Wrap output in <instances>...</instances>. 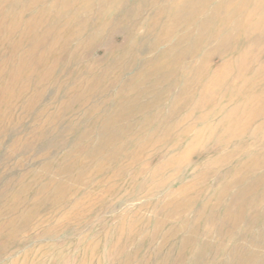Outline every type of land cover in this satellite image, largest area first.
<instances>
[{"label": "rangeland", "instance_id": "374dc122", "mask_svg": "<svg viewBox=\"0 0 264 264\" xmlns=\"http://www.w3.org/2000/svg\"><path fill=\"white\" fill-rule=\"evenodd\" d=\"M21 1L0 0V264H264V31H229L224 0ZM16 16L40 26L18 41Z\"/></svg>", "mask_w": 264, "mask_h": 264}, {"label": "bare ground", "instance_id": "6f19581e", "mask_svg": "<svg viewBox=\"0 0 264 264\" xmlns=\"http://www.w3.org/2000/svg\"><path fill=\"white\" fill-rule=\"evenodd\" d=\"M19 1V0H18ZM21 1V0H20ZM62 1V0H61ZM73 1V0H72ZM98 1V0H97ZM114 1V0H113ZM118 1V0H117ZM147 1V0H146ZM145 1V2H146ZM150 1V0H149ZM163 1V0H162ZM193 1V0H192ZM194 1H197V0H194ZM205 1V0H204ZM254 1L255 0H224V8H222V9H224V13H225V19H227L224 23H226V22H230L231 21V19L233 20V18H234V20H233V25H231L230 27H229V31H235V30H237V31H239V30H241L242 31V28H244V29H251V31H252V28H253V30L255 29V30H259V31H264V14H259L260 16H263L260 20H259V22L257 23V24H254V26H252V27H249L248 25H250V24H247V21L248 20H250L251 19V15H253L254 14V12L252 11V10H254V9H252V8H260L261 7V10H263V8L262 7H264V0H256V3L255 4H253L254 3ZM9 2V1H8ZM7 2V3H8ZM22 2V1H21ZM62 2H64V1H62ZM65 2H67V0L65 1ZM161 2V1H160ZM164 2V1H163ZM162 2V3H163ZM212 3H213V1H211ZM24 3V2H23ZM38 2H36V3H34L33 1L32 2H30V5L28 6L27 5V3L25 4V5H27L28 6V8H26V9H24L23 7L25 6H23L22 7V9H19V11H17V13L19 14V15H22L23 17L28 13V12H30V10L32 9V8H35L38 4H37ZM71 3V2H70ZM96 3V2H95ZM115 3V2H114ZM113 3V4H114ZM144 3V2H143ZM167 3V2H166ZM210 3V2H209ZM216 3V2H215ZM56 4V3H55ZM82 4V3H81ZM105 4H107V3H105ZM165 4V3H164ZM217 4V3H216ZM5 5V4H4ZM60 5V4H59ZM79 5V4H78ZM101 5V4H100ZM142 5V4H141ZM2 6V5H1ZM56 6V5H55ZM63 6H64V4H63ZM150 6H152V5H150ZM176 6V5H175ZM215 6V5H214ZM220 6V5H219ZM26 7V6H25ZM41 7V6H40ZM78 7V6H77ZM84 7V6H83ZM93 7V6H92ZM154 7V6H153ZM172 7V6H171ZM207 7V6H206ZM213 7V6H212ZM223 7V6H222ZM42 8V7H41ZM41 8H39V9H41ZM52 8V7H51ZM54 8V7H53ZM57 8V7H56ZM82 8V7H81ZM94 8V7H93ZM111 8V7H110ZM117 8V7H116ZM200 8V7H199ZM203 8V7H202ZM5 9V8H4ZM15 9V8H14ZM17 9V8H16ZM38 9V10H39ZM44 7H43V9H41V10H43L44 11ZM58 9V8H57ZM71 9V8H70ZM69 9V10H70ZM83 9V8H82ZM105 9V8H104ZM149 9V8H148ZM166 9V8H165ZM171 9V8H170ZM188 9V8H187ZM207 9V8H206ZM3 10V9H2ZM1 10V11H2ZM10 10V9H9ZM18 10V9H17ZM34 10V9H33ZM46 10H47V8H46ZM79 10H80V7H79ZM101 10H102V8H101ZM115 10V9H114ZM138 10V9H137ZM141 10H143V9H141ZM174 10V9H173ZM181 10V9H180ZM209 10H210V8H209ZM5 11V10H4ZM15 11V10H14ZM36 11V10H35ZM72 11H77L76 10V8L75 9H73ZM82 11V10H81ZM80 11V12H81ZM85 11V10H84ZM94 11V10H93ZM97 11V10H96ZM108 11V10H107ZM116 11V10H115ZM148 11V10H147ZM205 11V10H204ZM217 11H219V13H220V11L221 10H219V8H218V6L215 8V12H217ZM258 11V10H257ZM264 11V10H263ZM32 12H34V11H32ZM40 12V11H39ZM49 12H51V11H49ZM53 12H54V10H53ZM56 12V11H55ZM90 12H92V10L90 11ZM139 12V11H138ZM162 12V11H161ZM167 12H170V11H167ZM260 12V10L257 12V13H259ZM1 13V12H0ZM12 13V12H11ZM38 13V12H37ZM59 13V12H58ZM66 13V12H65ZM68 13V12H67ZM69 13H71V12H69ZM82 13V12H81ZM106 13V12H105ZM110 13V12H109ZM117 13V12H116ZM137 13V12H136ZM135 13V14H136ZM156 13H157V11H156ZM160 13V12H159ZM164 13V12H163ZM206 12H204L203 14H205ZM262 13H264V12H262ZM32 14V13H31ZM38 14H40V13H38ZM51 14V13H50ZM49 14V15H50ZM56 14V13H55ZM64 14V13H63ZM83 14V13H82ZM107 14V13H106ZM166 14H170V13H166ZM172 14V13H171ZM209 14H211V16L213 15L212 13H209ZM223 13H222V11H221V14H219V15H222ZM46 15H48V14H46ZM62 15V14H61ZM93 15V14H92ZM94 15H95V13H94ZM114 15V14H113ZM112 15V16H113ZM158 15V14H157ZM255 15H257V14H255ZM5 16H6V14H5ZM10 16V15H9ZM13 16H14V14H13ZM43 16H45L44 14H43ZM56 16V15H55ZM99 16V15H98ZM109 16V15H108ZM182 16V15H181ZM201 16H202V14H201ZM204 16V15H203ZM215 17H217V15H214ZM2 17V16H1ZM31 17V16H30ZM41 17H42V15H41ZM41 17H39V18H41ZM47 17V16H46ZM57 17V16H56ZM58 17H60L61 18V16H59L58 15ZM107 17V16H106ZM158 17V16H157ZM183 17V16H182ZM12 18V17H11ZM20 18V17H19ZM19 18H17V16L15 17V19L18 21H15V24H16V22H17V27H16V29H15V31L18 29V27L20 28L21 27V25H22V27H21V30L19 31L20 32V34H19V38H18V41H22L23 40V38H24V36H25V34H24V32L26 31V29L30 26V25H32L33 23H35V27L36 28H38L39 26H40V22L38 21V23H39V26H38V23L37 22H34V21H32V19H34V18H32V19H29L28 21H26L25 23H23L22 24V21H24V20H19ZM37 18H38V16H37ZM50 18V17H49ZM53 18V17H52ZM67 18V17H66ZM96 18V17H95ZM111 18H113V17H111ZM200 18V17H199ZM220 18V17H219ZM253 18V17H252ZM257 18V17H256ZM4 19V18H3ZM8 19V18H7ZM46 19V18H45ZM75 19V18H74ZM106 19V18H105ZM145 19V18H144ZM194 19V18H193ZM2 20V19H1ZM35 20V19H34ZM51 20V19H50ZM49 20V21H50ZM56 20V19H55ZM59 20H61V19H58V21ZM64 20V19H63ZM101 20V19H100ZM107 20V19H106ZM142 20H143V18H142ZM192 20V19H191ZM208 20H210V19H208ZM217 20V19H216ZM223 20V19H222ZM253 20V19H252ZM47 21V20H46ZM54 21V20H53ZM91 21V20H90ZM102 21V20H101ZM100 21V22H101ZM105 21V20H104ZM193 21V20H192ZM197 21V20H196ZM199 21V20H198ZM206 21V20H205ZM224 21V20H223ZM222 21V22H223ZM255 21H257V20H255ZM62 23L64 22V21H61ZM79 22V21H78ZM93 22V21H92ZM190 22V21H189ZM209 22V21H208ZM208 22H206V24L208 23ZM215 22V20H213V23ZM253 22V21H252ZM45 23H47V22H45ZM50 23V22H49ZM82 23H83V21H82ZM89 23V22H88ZM97 23V22H96ZM102 23V22H101ZM135 23V22H134ZM151 23V22H150ZM149 23V24H150ZM165 23V22H164ZM180 23V22H179ZM202 23V22H201ZM211 23V22H210ZM249 23V22H248ZM78 24V23H77ZM81 24V23H80ZM99 24V23H98ZM133 24V23H132ZM140 24V23H139ZM152 24V23H151ZM150 24V25H151ZM163 24V23H162ZM191 24V23H190ZM194 24H196V23H194ZM193 24V25H194ZM220 24V23H219ZM223 24V23H222ZM2 25V24H1ZM1 25H0V27H1ZM48 25V24H47ZM54 25V24H53ZM69 25V24H68ZM73 25V24H72ZM79 25V24H78ZM77 25V26H78ZM110 25V24H109ZM164 25V24H163ZM162 25V26H163ZM192 25V26H193ZM203 25V24H202ZM201 25V26H202ZM207 25H211V24H207ZM230 25V24H229ZM45 26V25H44ZM49 26V25H48ZM48 26H45V27H48ZM62 26H64V25H62ZM67 26V25H66ZM76 26V25H75ZM92 26V25H91ZM100 25H98V27H99ZM134 26V25H133ZM139 26V25H138ZM180 26V25H179ZM186 26H188V25H186ZM197 26H198V24H197ZM226 26V25H225ZM51 27V26H50ZM73 27V26H72ZM88 27V26H87ZM86 27V28H87ZM90 27V26H89ZM93 27V26H92ZM131 27H132V25H131ZM137 27V26H136ZM147 27H149V26H147ZM166 27V26H165ZM169 27V26H168ZM184 27V26H183ZM182 27V28H183ZM189 27V26H188ZM208 27V26H207ZM217 27H219V26H217ZM222 27V26H221ZM58 28V27H57ZM57 28L56 29H54V30H57ZM76 28V27H75ZM74 28V29H75ZM172 28V27H171ZM176 28V27H175ZM187 28V27H186ZM185 28V29H186ZM1 29H2V27L0 28V31H1ZM46 29V28H45ZM48 29V28H47ZM60 29V28H59ZM67 29V28H66ZM79 29V28H78ZM88 29V28H87ZM90 29V28H89ZM96 29V28H95ZM134 29V28H133ZM180 29H181V27H180ZM203 30H204V27L202 28ZM202 29H200V31H202ZM206 29V28H205ZM224 28H222V30H223ZM25 30V31H24ZM39 30V29H38ZM42 30H44V29H42ZM86 30V29H85ZM106 30V29H105ZM141 30V29H140ZM154 30H155V28H154ZM165 30V29H164ZM173 30V29H172ZM182 30V29H181ZM189 30V29H188ZM188 30H187V33H188ZM221 29H219V31H220ZM255 30H254V33L256 34V32H255ZM91 31V30H90ZM147 31V30H146ZM160 31H161V27H160ZM177 31H179V30H177ZM199 31V32H200ZM206 31V30H205ZM224 31V30H223ZM56 32V31H55ZM54 32V33H55ZM79 32V31H78ZM80 32H82L81 30H80ZM93 32V31H92ZM150 32V31H149ZM152 32V31H151ZM165 32V31H164ZM168 32V31H167ZM174 32V31H173ZM184 32V31H183ZM183 32H182V34H183ZM196 32H197V30H196ZM248 32H250V31H248ZM248 32H247V30H246V33L248 34ZM16 33V32H15ZM154 32H152L151 34H153ZM162 33V32H161ZM186 33V32H185ZM203 33H204V31H203ZM234 33H237V32H234ZM245 33V31L243 32V34ZM261 33V32H260ZM68 34V33H67ZM66 34V35H67ZM73 34V33H72ZM75 34V33H74ZM84 34H85V32H84ZM83 34V35H84ZM91 34V33H90ZM150 34V35H151ZM190 34V33H189ZM227 34H228V32H227ZM264 34V33H263ZM62 35V34H61ZM88 36H89V34H87ZM94 35H96V34H94ZM98 35H99V33H98ZM138 35V34H137ZM149 35V34H148ZM147 35V36H148ZM149 35V36H150ZM161 35V34H160ZM172 35V34H171ZM191 35H192V33H191ZM200 35V34H199ZM213 35V34H212ZM225 35V34H224ZM237 35V34H236ZM236 35H234V36H236ZM240 35H241V33H240ZM240 35H239V37H240ZM53 36H54V34H53ZM75 36H76V34H75ZM82 36V35H81ZM165 36H166V34H165ZM170 36V35H169ZM190 36V35H189ZM196 36H198V35H196ZM244 36V35H243ZM245 36H246V34H245ZM18 37V36H17ZM35 37H38V36H35ZM35 37H34V39H35ZM59 37H61V36H59ZM69 37V36H68ZM73 37V36H72ZM83 37V36H82ZM91 38H92V34H91V36H90ZM144 37V36H143ZM167 37V36H166ZM191 37V36H190ZM202 37V36H201ZM224 37H226V35L224 36ZM30 38V37H29ZM54 38V37H53ZM62 38V37H61ZM63 38H65V36L63 37ZM85 38H86V36H85ZM180 38V37H179ZM194 38H196V37H194ZM197 38H199V37H197ZM230 38V37H229ZM228 38V39H229ZM243 38V37H242ZM26 39V38H25ZM33 39V38H32ZM31 39V40H32ZM40 39V38H39ZM52 39V38H51ZM56 39V38H55ZM93 39H95V38H93ZM100 39V38H99ZM136 39V38H135ZM146 39V38H145ZM150 39V38H149ZM157 39V38H156ZM181 39V38H180ZM222 39V38H221ZM228 39H226V40H228ZM231 39L232 38H230V41H231ZM29 40V39H28ZM61 40H63V39H61ZM82 40V39H81ZM132 40V39H131ZM130 40V41H131ZM184 40V39H183ZM187 40V39H186ZM189 40V39H188ZM200 40H201V38H200ZM235 40V39H234ZM246 39L244 38V41H245ZM30 41V40H29ZM72 41V40H71ZM78 41V40H77ZM185 41V40H184ZM183 41V42H184ZM194 41H196V40H194ZM233 41V40H232ZM243 41V43H245ZM248 41H249V39H248ZM42 42V41H41ZM74 42H76V41H74ZM79 42V41H78ZM88 41H86V43H87ZM132 42V41H131ZM131 42L129 43V45L131 44ZM156 42V41H155ZM155 42H154V44H155ZM160 42V41H159ZM181 42V41H180ZM187 42V41H186ZM189 42H190V40H189ZM199 42V41H198ZM198 42H194V43H197L198 44ZM207 42V41H206ZM32 43H33V41H32ZM51 43V42H50ZM57 43V42H56ZM68 43V42H67ZM73 43V42H72ZM77 43V42H76ZM76 43H74V44H76ZM89 43V42H88ZM157 43V42H156ZM179 43V42H178ZM217 43V42H216ZM232 43V42H231ZM247 43V42H246ZM29 44V43H28ZM37 44V43H36ZM43 44V43H42ZM59 44V43H58ZM70 44V43H69ZM81 44V43H80ZM191 44V43H190ZM227 44V43H226ZM230 44V43H229ZM234 44H235V42H234ZM31 45H33V44H31ZM49 45V44H48ZM131 45H133V44H131ZM178 45V44H177ZM224 45H225V43H224ZM232 45H233V43H232ZM245 45V44H244ZM30 46V45H29ZM60 46V45H59ZM65 46V45H64ZM77 46V45H76ZM82 46V45H81ZM85 46V45H84ZM134 46V45H133ZM191 46V45H190ZM220 46H221V44H220ZM223 46V45H222ZM235 46V45H234ZM28 47V46H27ZM31 47V46H30ZM67 47H70L69 45L67 46ZM75 47V46H74ZM78 47V46H77ZM80 47V46H79ZM83 47V46H82ZM159 47V46H158ZM158 47H157V49H158ZM230 47H233V46H230ZM255 47V46H254ZM43 48V47H42ZM49 48H50V46H49ZM48 48V49H49ZM73 48V47H72ZM71 48V49H72ZM175 48H176V46H175ZM192 48V47H191ZM200 48V47H199ZM222 48V47H221ZM226 48V47H225ZM224 48V49H225ZM229 48V47H228ZM243 48V47H242ZM249 48V47H248ZM55 49H56V47H55ZM60 49V48H59ZM73 49H75V48H73ZM85 49V48H84ZM154 49V48H153ZM152 49V50H153ZM193 49V48H192ZM234 48H232V50H233ZM251 48H249V50H250ZM259 49H261V48H259ZM11 50H12V52L13 53H17V51L13 48V47H11ZM34 50V49H33ZM35 50H37V49H35ZM41 50V49H40ZM44 50H46V49H44ZM65 50V49H64ZM69 50V49H68ZM230 50V49H229ZM228 50V51H229ZM246 50L248 51V49L246 48ZM252 50H253V48H252ZM257 50V49H256ZM23 51V50H22ZM56 51V50H55ZM58 51V50H57ZM56 51V52H57ZM76 51V50H75ZM78 51V50H77ZM158 51V50H157ZM225 51V50H224ZM261 51V50H260ZM21 52V51H20ZM26 51H24L23 52V54L25 53ZM72 52V51H71ZM70 52V53H71ZM188 52H190V51H188ZM244 52V51H243ZM264 52V51H263ZM45 53H46V51H45ZM55 53V52H54ZM69 53V54H70ZM158 53V52H157ZM220 53V52H219ZM247 53V52H246ZM39 54V53H38ZM60 54V53H59ZM242 54H244V53H242ZM26 55H27V52H26ZM25 55V56H26ZM49 55V54H48ZM68 55V54H67ZM72 55V54H71ZM127 55V54H126ZM251 55V54H250ZM249 55V56H250ZM256 55H258L257 53H256ZM52 56V55H51ZM53 56H56V55H53ZM58 56V55H57ZM70 56V55H69ZM158 56V55H157ZM160 57V56H159ZM186 57H187V55H186ZM200 57V56H199ZM252 57V56H251ZM49 58H50V55H49ZM53 58V57H52ZM52 58H50V59H52ZM112 58V57H111ZM161 59H163L162 57H160ZM189 58V57H188ZM230 58V57H229ZM253 58V57H252ZM252 58H251V60H252ZM26 59V58H25ZM49 59V60H50ZM129 59V58H128ZM199 59V58H198ZM201 59V58H200ZM205 59V58H204ZM228 59V58H227ZM245 59H246V57H245ZM27 60V59H26ZM244 60V59H243ZM259 60V59H258ZM115 61V60H114ZM125 61V60H124ZM250 61V60H249ZM18 62H19V58H18ZM21 62V61H20ZM27 62H28V60H27ZM126 62V61H125ZM228 62H230V60L228 61ZM238 62H239V59H238ZM242 62V61H241ZM245 62V61H244ZM198 63H199V60H198ZM251 63V62H250ZM256 63V62H255ZM258 63V62H257ZM20 64V63H19ZM25 64H27V63H25ZM47 64V63H46ZM125 64V63H124ZM200 64V63H199ZM228 64V63H227ZM239 64L240 63H238V66H239ZM249 64V63H248ZM253 64V63H252ZM133 65V64H132ZM182 65V64H181ZM225 66H226V64H224ZM254 65V64H253ZM16 66H18V65H16ZM25 66V65H24ZM23 66V67H24ZM29 66V65H28ZM130 66V65H129ZM201 66H202V64H201ZM235 66V65H234ZM249 66H251L250 64H249ZM249 66H247V67H249ZM257 66V65H256ZM44 67H45V65H44ZM43 67V68H44ZM107 67V66H106ZM105 67V68H106ZM223 67V66H222ZM230 67V66H229ZM229 67H226V68H229ZM243 67V66H242ZM245 67V66H244ZM18 68H20V67H18ZM41 68V67H40ZM125 68V67H124ZM246 68V67H245ZM25 69V68H24ZM45 69V68H44ZM116 69V68H115ZM200 69V68H199ZM223 69V68H222ZM238 69V68H237ZM247 69V68H246ZM22 70H23V68H22ZM47 70V69H46ZM91 70V69H90ZM122 70V69H121ZM232 70V69H231ZM14 71V70H13ZM16 71V70H15ZM29 71V70H28ZM43 71V70H42ZM89 71V70H88ZM126 71V70H125ZM264 71V70H263ZM20 72V71H19ZM86 73H88V72H86ZM251 73V72H250ZM27 74V73H26ZM34 74H35V72H34ZM39 74V73H38ZM40 74H41V72H40ZM90 74V73H89ZM104 74V73H103ZM11 75H13V72H12V74ZM19 75H20V73H19ZM24 75H25V73H24ZM88 75V74H87ZM106 75H107V73H106ZM116 75H118V74H116ZM190 75V74H189ZM263 75V74H262ZM262 75H261V77H262ZM38 76V75H37ZM43 76H45V74L43 75ZM100 76V75H99ZM120 76V75H119ZM40 77V76H39ZM86 77V76H85ZM101 77V76H100ZM104 77V76H103ZM189 77V76H188ZM230 77V76H229ZM6 78V77H5ZM14 78V77H13ZM23 78H25V77H23ZM47 78V77H46ZM93 77H91V79H92ZM145 78V77H144ZM143 78V79H144ZM219 78V77H218ZM226 78L228 79V74H227V76H226ZM250 78V77H249ZM2 79V78H1ZM6 79H9V77L8 78H6ZM5 79V80H6ZM15 79V78H14ZM118 79V78H117ZM4 80V79H3ZM28 80H30V79H28ZM27 80V81H28ZM45 80V79H44ZM85 80H87V78L85 79ZM93 80V79H92ZM145 80H146V78H145ZM215 80V79H214ZM241 80V79H240ZM239 80V81H240ZM245 80H246V78H245ZM248 80V79H247ZM263 80V79H262ZM1 81V80H0ZM9 81V80H8ZM10 81H11V78H10ZM9 81V82H10ZM19 81H21L22 82V80H19ZM26 81V82H27ZM83 81V80H82ZM88 81H90L89 79H88ZM200 81V80H199ZM6 82V81H5ZM4 82V83H5ZM13 82V81H12ZM16 81H14V83H15ZM18 82V81H17ZM16 82V83H17ZM36 82V81H35ZM134 82V81H133ZM139 82V81H138ZM159 82V81H158ZM7 83V82H6ZM23 83V82H22ZM37 83V82H36ZM84 83V82H83ZM87 83V82H86ZM131 83H132V81H131ZM248 83V82H247ZM1 84H2V82H1ZM20 84V83H19ZM35 84V83H34ZM81 84H82V82H81ZM133 84V83H132ZM151 84V83H150ZM243 84V83H242ZM246 84V83H245ZM12 85H14L15 86V84H12ZM31 85V84H30ZM29 85V86H30ZM36 85V84H35ZM38 85V84H37ZM78 85H80V83H78ZM85 85V84H84ZM87 85V84H86ZM136 85V84H135ZM146 85V84H145ZM264 85V84H263ZM6 86V87H5ZM10 86H11V84H10ZM14 86H12L13 88H14ZM82 86V85H81ZM92 86V85H91ZM4 87V89H2V92H6V88H8L9 89V86L6 84V85H4L3 86ZM2 87V88H3ZM16 87V86H15ZM77 87V86H76ZM75 87V88H76ZM79 87V86H78ZM90 87V86H89ZM129 87V86H128ZM136 87V86H135ZM40 88V87H39ZM106 88V87H105ZM122 88V87H121ZM141 88V87H140ZM145 88V87H144ZM150 88V87H149ZM1 89V88H0ZM31 89V88H30ZM79 89V88H78ZM84 89H86V88H84ZM84 89H82V90H84ZM89 89V88H88ZM90 89H92L91 87H90ZM125 89V88H124ZM137 89V88H136ZM151 89V88H150ZM263 89V88H262ZM12 90V89H11ZM26 90V89H25ZM29 90V89H28ZM75 90V89H74ZM81 90V91H82ZM172 90V89H171ZM7 91H9V90H7ZM1 92V91H0ZM74 92V91H73ZM72 92V93H73ZM91 92V91H90ZM89 92V93H90ZM92 92H94V91H92ZM262 92H263V90H262ZM82 93H84V91L82 92ZM88 93V92H87ZM121 93V92H120ZM127 93V92H126ZM129 93H131V92H129ZM145 93V92H144ZM260 93H261V90H260ZM14 94V93H13ZM21 94V93H20ZM20 94L18 95V97L20 96ZM24 94V93H23ZM74 94V93H73ZM76 94V93H75ZM138 94V93H137ZM147 94V93H146ZM152 94V93H151ZM223 94V93H222ZM263 94H264V92H263ZM3 95V94H2ZM22 95V94H21ZM89 95V94H88ZM120 95H122V94H120ZM15 96H17V95H15ZM90 96H91V94H90ZM138 96V95H137ZM159 96V95H158ZM262 95H259V97H261ZM129 97V96H128ZM140 97V96H139ZM258 97V98H259ZM131 98H133V97H131ZM153 98V97H152ZM160 98V97H159ZM263 98V97H262ZM21 99V98H20ZM143 99V98H142ZM203 99V98H202ZM123 100V99H122ZM130 100V99H129ZM159 100H161V99H159ZM260 100V99H259ZM263 100V99H262ZM13 101H15V100H13ZM17 101V100H16ZM118 101V100H117ZM131 101V100H130ZM154 102H155V100H154ZM154 102H153V105H154ZM11 103V102H10ZM117 103V102H116ZM125 103V102H124ZM132 103V102H131ZM130 103V104H131ZM156 103V102H155ZM9 104V103H8ZM127 104V103H126ZM135 104V103H134ZM147 104V103H146ZM121 105V104H120ZM133 105V104H132ZM258 105V104H257ZM261 105H263V103H261ZM141 106V105H140ZM139 106V107H140ZM9 107V106H8ZM126 107V106H125ZM156 107V106H155ZM155 107H154V109H155ZM259 108V107H258ZM142 109V108H141ZM140 109V110H141ZM7 110V109H6ZM138 110V109H137ZM150 110H151V108H150ZM258 110V109H257ZM153 111V110H152ZM145 112V111H144ZM160 112V111H159ZM258 112H260V110H258ZM118 113H121V112H118ZM149 113V112H148ZM156 113H157V111H156ZM127 114V113H126ZM154 114V113H153ZM118 115V114H117ZM137 115V114H136ZM119 116H121L120 114H119ZM117 117L118 119L120 118V117ZM131 116V115H130ZM134 116V115H133ZM156 116V115H155ZM154 116V117H155ZM172 116V115H171ZM123 117V116H122ZM143 117H145V116H143ZM157 117V116H156ZM155 117V118H156ZM149 118V117H148ZM170 118V117H169ZM168 118V119H169ZM138 120V119H137ZM144 120V119H143ZM142 120V121H143ZM146 120V119H145ZM147 121V120H146ZM153 121H154V118H153ZM156 121V120H155ZM157 121H158V119H157ZM161 121V120H160ZM137 122V121H136ZM148 122H149V120H148ZM135 123V122H134ZM143 124V123H142ZM261 124H263V123H261ZM260 124V125H261ZM145 125V124H144ZM159 125H160V123H159ZM260 125H259V127H260ZM131 126V125H130ZM135 126V125H134ZM143 126V125H142ZM146 127V126H145ZM151 127V126H150ZM138 128V127H137ZM142 128V127H141ZM259 129V128H258ZM160 132V131H159ZM264 138V137H263ZM262 138V139H263ZM145 139V138H144ZM143 139V140H144ZM261 139V140H262ZM136 140H138V139H136ZM139 140H140V138H139ZM141 140H142V138H141ZM140 140V141H141ZM154 143V142H153ZM158 143V142H157ZM155 144V143H154ZM260 144V143H259ZM261 150V149H260ZM251 151V150H250ZM257 151H258V149H257ZM247 154V153H246ZM260 154V153H259ZM231 155V154H230ZM240 155V154H239ZM255 156V155H254ZM261 156V155H260ZM259 157V156H258ZM262 157V156H261ZM263 157H264V154H263ZM146 158V157H145ZM256 158V157H255ZM251 159V158H250ZM253 159V158H252ZM262 159V158H261ZM248 161H250V160H248ZM262 160H260V162H261ZM263 162V161H262ZM241 164H243V163H241ZM250 164V163H249ZM256 164V163H255ZM262 164V163H261ZM262 165H264V162H263V164ZM242 166H244V165H242ZM253 167V166H252ZM258 167V166H257ZM260 167H261V165H260ZM247 168V167H246ZM238 169H240V168H238ZM257 169V168H256ZM260 169V168H259ZM258 170V169H257ZM240 172V171H239ZM243 172H244V170H243ZM259 173V172H258ZM254 174V173H253ZM261 175V174H260ZM264 175V174H263ZM245 178V177H244ZM256 179V178H255ZM258 179V178H257ZM262 179H263V177H262ZM261 180V179H260ZM233 181V180H232ZM255 181H257V180H255ZM259 181V180H258ZM262 181V180H261ZM256 183H258V182H256ZM264 183V182H263ZM234 184V186H235V184L236 183H233ZM205 185V184H204ZM251 185V184H250ZM259 185V184H258ZM261 186V185H260ZM224 187V186H223ZM238 187V186H237ZM256 187H258V186H256ZM204 188V187H203ZM254 188V187H253ZM252 188V190H254ZM263 188V187H262ZM190 190H191V188H190ZM248 190V189H247ZM245 191H246V189H245ZM264 192V191H263ZM250 193V192H249ZM248 193V194H249ZM256 192H254V194H255ZM228 194V193H227ZM226 194V195H227ZM241 194H242V191H241ZM262 195V194H261ZM210 200V199H209ZM219 201V200H218ZM208 202V201H207ZM210 202V201H209ZM208 202V203H209ZM170 204V203H169ZM205 204V206H206V204L207 203H204ZM251 205V204H250ZM218 206V205H217ZM231 206V205H230ZM204 208V207H203ZM226 208H228L227 206H226ZM243 209V208H242ZM226 210V209H225ZM228 210V209H227ZM226 210V211H227ZM241 213V212H240ZM240 213L238 214V215H240ZM237 215V216H238ZM236 218V217H235ZM234 218V219H235ZM237 219H239L238 217H237ZM234 222V221H233ZM236 223V222H235ZM238 223V222H237Z\"/></svg>", "mask_w": 264, "mask_h": 264}]
</instances>
